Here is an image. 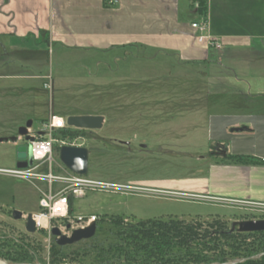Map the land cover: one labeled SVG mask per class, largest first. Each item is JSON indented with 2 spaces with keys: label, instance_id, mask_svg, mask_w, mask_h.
<instances>
[{
  "label": "crops",
  "instance_id": "0c3cea01",
  "mask_svg": "<svg viewBox=\"0 0 264 264\" xmlns=\"http://www.w3.org/2000/svg\"><path fill=\"white\" fill-rule=\"evenodd\" d=\"M202 1L205 17L199 0H0V103L36 104L48 46L63 55L135 51L139 84L160 70L165 85L210 87L196 98L210 142L197 189L239 210L264 204V0ZM205 18L220 47L198 40L192 23Z\"/></svg>",
  "mask_w": 264,
  "mask_h": 264
},
{
  "label": "rangeland",
  "instance_id": "374dc122",
  "mask_svg": "<svg viewBox=\"0 0 264 264\" xmlns=\"http://www.w3.org/2000/svg\"><path fill=\"white\" fill-rule=\"evenodd\" d=\"M48 48L43 70L49 77L44 80L43 92L34 93L36 104L14 108L13 104L0 103V138L17 136L18 129L28 121H33V130L40 131L42 120L51 111L64 119L104 117L101 130L74 129L79 137L67 141L88 149V178L118 184L123 189L114 194L90 192L75 200L74 216H121L128 226L168 218L190 221L220 217L230 225L264 219V212L249 205L239 210L199 198L204 193L197 189L198 181L209 171L205 159L210 156V142L207 117L198 112L197 104L202 103L196 98L210 87L186 89L178 81L165 85L161 79L165 71L160 70L152 75L154 81L139 84L138 79L146 76L140 75L143 69L135 64V51L63 55ZM19 120L22 125L17 126ZM21 145L24 141L19 139L0 143V169H17V148ZM54 160V173H62L57 153ZM40 171L48 172V168ZM36 183L46 188V184ZM39 200L40 194L31 183L0 174V220L6 225L0 234L20 238L40 256L41 264H51L52 235L45 230L28 234L23 222L15 221L8 213L15 209L24 215L37 214ZM112 233L107 227L97 239L112 240ZM91 240L64 251H81L93 243ZM90 259L72 261L71 257L60 264H89Z\"/></svg>",
  "mask_w": 264,
  "mask_h": 264
},
{
  "label": "trees",
  "instance_id": "16d2710c",
  "mask_svg": "<svg viewBox=\"0 0 264 264\" xmlns=\"http://www.w3.org/2000/svg\"><path fill=\"white\" fill-rule=\"evenodd\" d=\"M206 5L199 0V11L205 17ZM74 129L58 131V140H74L79 137ZM57 155L59 151L57 148ZM71 214L73 211L71 209ZM97 233L93 243L72 254L53 241L51 264L73 258H91L89 264H223L229 261L247 259L238 264H264V231L240 233L232 231L228 221L220 217L211 220L190 221L168 218L139 221L125 225L121 216H105L96 221ZM109 227L112 240H98L100 231ZM109 240V241H108ZM95 241V242H94ZM24 246H1L0 258L17 262L19 256L30 255L31 249ZM20 251H19V250ZM256 257L255 259H249Z\"/></svg>",
  "mask_w": 264,
  "mask_h": 264
},
{
  "label": "built area",
  "instance_id": "2783aa9c",
  "mask_svg": "<svg viewBox=\"0 0 264 264\" xmlns=\"http://www.w3.org/2000/svg\"><path fill=\"white\" fill-rule=\"evenodd\" d=\"M192 28L201 33L199 41H208L211 45L220 47L208 34L209 23L205 18L201 21L192 23ZM75 129L67 125L66 119L51 114L42 124L40 131L28 129V134L33 138L28 144L31 147L32 166L27 168H17L13 170L0 169L1 175L26 180L31 183L39 192L40 212L32 214L37 231L45 230L49 232L53 228H58L61 235L70 237L72 233L79 229H85L96 223L100 218L96 215L74 216V201L85 198L90 192L116 193L123 189L121 185L94 180L86 175H79L68 170L64 164L59 168L62 173H54L55 154L64 146H77L67 140H58L55 134L58 131ZM19 140H23L19 138ZM58 144V146H56ZM42 167H47L48 172H41ZM36 182L46 184V188H41ZM201 200L213 202L214 200L202 196ZM242 205H249L261 212H264L263 203L242 202ZM71 209L73 214H71ZM27 215H24V219ZM69 226V228H68Z\"/></svg>",
  "mask_w": 264,
  "mask_h": 264
},
{
  "label": "water",
  "instance_id": "95a60500",
  "mask_svg": "<svg viewBox=\"0 0 264 264\" xmlns=\"http://www.w3.org/2000/svg\"><path fill=\"white\" fill-rule=\"evenodd\" d=\"M67 125L69 127L75 128L77 130H101L104 125V117L102 116H71L66 119ZM33 122L28 121L25 126L20 127L17 132V136L10 138H0V143L2 142H16L19 138H22L24 145L17 148V158L19 162L17 163V168H27L32 166V153L31 147L28 142L33 141V138L28 134V129L32 128ZM60 161L64 166L71 172L79 175H87L89 170V152L85 147L76 146H64L59 152ZM13 218L15 220H21L24 218V214L21 211L14 210ZM26 220V231L28 233L34 234L36 232L35 223L32 218V214L27 215ZM232 231H238L240 233H255L264 231V219H253V220H242L235 221L231 225ZM69 228V226H68ZM97 231V224L93 223L91 226L85 229H79L72 233L70 237L61 235L58 228H53L51 231L52 237L58 246L65 247L71 246L81 241L92 239ZM264 256V253L259 254L257 257L260 258ZM252 257L249 259H255ZM247 259L229 261L223 264H238L243 263ZM0 264H15L11 261H6L0 258Z\"/></svg>",
  "mask_w": 264,
  "mask_h": 264
},
{
  "label": "flooded vegetation",
  "instance_id": "af4514ba",
  "mask_svg": "<svg viewBox=\"0 0 264 264\" xmlns=\"http://www.w3.org/2000/svg\"><path fill=\"white\" fill-rule=\"evenodd\" d=\"M0 209H2V207H0ZM3 210H6V209L3 208ZM14 210H8V213L11 215L12 219H14L13 218V211ZM15 221H18V222L21 221V222H23L22 225H23L24 230L26 231V220L24 218H22L21 220H15ZM4 224H5V222L2 221V220H0V231L2 229H5V226L6 225H4ZM36 232H37V230H36ZM28 234H31V233H28ZM34 234H32V235H34ZM9 245L24 246L25 248L28 247L27 244H25V242H23L20 238L14 237V236L9 235V234H7V235H5V234L4 235H1L0 234V247L1 246H4L5 247V246H9ZM25 248H24V250H25ZM19 259L20 260H18L17 262H13V263H15V264H41V262H42L40 256L37 255L32 250L30 252V255H27V256H25V255L19 256ZM3 260H5V259H3ZM6 261H8V260H6Z\"/></svg>",
  "mask_w": 264,
  "mask_h": 264
}]
</instances>
